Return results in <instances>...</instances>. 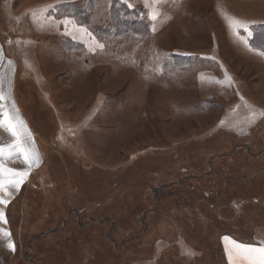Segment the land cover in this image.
<instances>
[{
  "label": "rangeland",
  "instance_id": "1",
  "mask_svg": "<svg viewBox=\"0 0 264 264\" xmlns=\"http://www.w3.org/2000/svg\"><path fill=\"white\" fill-rule=\"evenodd\" d=\"M151 3L0 0L14 144L39 155L0 152L28 171L0 192L3 264H225L221 234L264 241V0Z\"/></svg>",
  "mask_w": 264,
  "mask_h": 264
},
{
  "label": "crops",
  "instance_id": "2",
  "mask_svg": "<svg viewBox=\"0 0 264 264\" xmlns=\"http://www.w3.org/2000/svg\"><path fill=\"white\" fill-rule=\"evenodd\" d=\"M5 46L6 45H3L0 40V99L2 101L0 107L3 108L0 110V148L10 149L11 151L13 149L16 150V153L19 154L5 158V160L7 163L8 161H10L11 165L17 161V164H21L24 166L26 164L25 159L23 156L20 155L22 153L16 146L17 144H14V142L17 139L19 140L22 135L28 136V133L32 131L29 127L26 118L24 117L21 108L19 106H16L14 103L16 101V98L14 96V74L16 64L15 59L5 51ZM6 47L8 48V46ZM6 117L7 120H10L12 124L15 125V131L18 133V136H14L12 134V131H10L9 128L6 126ZM9 145H11V147H9ZM20 146L29 150L30 152H35L34 150L37 148V145H35L34 140H30V138L24 141L23 145L20 144ZM0 179H6V177H0ZM8 188L9 186H7V189ZM12 189L17 188L13 187ZM1 191L5 192L3 189H0V192ZM5 193L7 194V192ZM2 223V220H0V230H7V228L3 226ZM225 237H228L229 240L226 241ZM9 241H11V243L13 244V241L9 238V236H4L3 232H0V262H2L1 264L6 262V260L8 259L10 260L14 254L13 248H9L7 246ZM230 241H235L236 243L249 245L252 247L264 246V241L244 240L235 237L230 233H223L220 235L219 245L222 251L225 264H248V261L239 256L237 254V251L232 248ZM229 251H231L232 253V260L229 259Z\"/></svg>",
  "mask_w": 264,
  "mask_h": 264
},
{
  "label": "snow or ice",
  "instance_id": "3",
  "mask_svg": "<svg viewBox=\"0 0 264 264\" xmlns=\"http://www.w3.org/2000/svg\"><path fill=\"white\" fill-rule=\"evenodd\" d=\"M159 3V0H152L151 5H146L153 7ZM158 11L153 10L152 12V18L155 19L158 15ZM33 15L35 16L36 13L33 10ZM226 15V18L229 21L230 26L234 29V34L239 35L238 32H236L237 28H244L247 30L248 28V22L241 21L235 16ZM251 33H249L250 35ZM243 43L247 45V40L243 39ZM261 55H264V52L260 53ZM230 79V78H229ZM6 126L9 128L10 131H12V134L14 136H18V133L15 131V125L12 124L10 120H7L6 117ZM20 152L24 155L25 163L28 165L29 169L33 164L38 165L39 164V155L35 152H30L29 150L23 148L20 146L19 141H17L16 145ZM11 147V145H9ZM3 149L0 148V152H2ZM28 175V171H19L12 168H7L4 165H0V177H6V179H0V189H3L5 192H7V186H12L19 188V186L24 182L25 178ZM10 195V193H9ZM0 203H7V200L0 198ZM4 219V213L0 211V220ZM6 222V221H5ZM0 232H3L4 236H10L11 234L7 232L6 230H0ZM225 240L228 241L229 238L225 237ZM232 248H234L237 251V254L241 256L243 259L248 261V264H264V246L261 247H252L249 245H243L236 243L235 241H230ZM7 246L9 248H14V245L11 243V241L8 242ZM229 259L232 260V253L229 251Z\"/></svg>",
  "mask_w": 264,
  "mask_h": 264
},
{
  "label": "trees",
  "instance_id": "4",
  "mask_svg": "<svg viewBox=\"0 0 264 264\" xmlns=\"http://www.w3.org/2000/svg\"><path fill=\"white\" fill-rule=\"evenodd\" d=\"M119 9V8H118ZM121 9V8H120ZM120 11V14L123 16V19L121 20V28L124 29V30H130V31H134V32H137V33H146L147 31L145 30L147 28V25L144 23V22H140V23H137V20L134 19V20H130L129 18L127 19L129 22L132 23L131 26H128V27H124L123 25L124 24H130L128 23V21L126 20L127 17H129V12L128 11H125V10H119ZM74 14L77 15V14H80L79 12V9H74L73 10ZM126 20V21H125ZM264 25V24H263ZM261 26L260 28V32H259V35H257V37L260 36L261 38V41L263 42L264 41V26ZM252 41L254 42V38L252 37Z\"/></svg>",
  "mask_w": 264,
  "mask_h": 264
}]
</instances>
